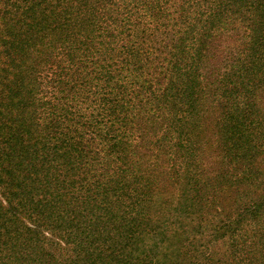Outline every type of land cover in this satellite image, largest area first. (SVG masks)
Listing matches in <instances>:
<instances>
[{
	"label": "trees",
	"instance_id": "16d2710c",
	"mask_svg": "<svg viewBox=\"0 0 264 264\" xmlns=\"http://www.w3.org/2000/svg\"><path fill=\"white\" fill-rule=\"evenodd\" d=\"M0 264H264V0H0Z\"/></svg>",
	"mask_w": 264,
	"mask_h": 264
}]
</instances>
